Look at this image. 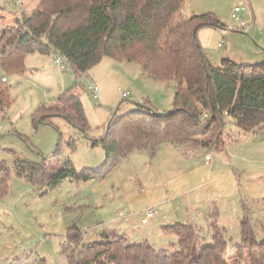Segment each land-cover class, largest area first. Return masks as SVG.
Returning a JSON list of instances; mask_svg holds the SVG:
<instances>
[{
	"label": "rangeland",
	"instance_id": "374dc122",
	"mask_svg": "<svg viewBox=\"0 0 264 264\" xmlns=\"http://www.w3.org/2000/svg\"><path fill=\"white\" fill-rule=\"evenodd\" d=\"M18 1L3 0L0 34L40 4L20 0V8L15 5ZM236 7L244 8L238 14L241 21L232 16ZM204 13L215 14L226 25L227 32L213 27L198 32L215 66L226 58L239 64L264 63V0H185L183 14ZM241 22L248 32L240 29ZM59 55L28 54L24 74H5L0 68V80L7 79L12 98L11 107L0 115V162L7 161L13 169L19 159L40 162L60 144L61 159L71 161L77 172L100 170L106 150L94 142L105 137L114 116L118 119L138 105L152 107L164 117L173 110L175 83L143 76L136 63L105 57L77 79L70 66L59 68L55 61ZM90 83L100 87L99 101L88 93ZM75 84L89 123L86 135L58 118L53 125L33 122L40 106L54 102ZM125 129L113 135L114 144L124 148L127 141L146 138L140 130ZM224 134L226 146L221 151L169 143L155 154L135 148L105 176L65 180L47 192L14 169L10 192L0 198V264H39L43 259L68 264L63 245L71 225L81 230L83 244L98 241L104 229H114L131 243L148 242L157 250L172 251L178 238L163 227L191 224L208 245L215 234L211 229L215 211L232 255L233 246L241 242L243 201L251 210L257 239L264 243V131L240 133L227 118ZM149 207L158 215L146 226L142 219ZM229 262L237 261L229 258Z\"/></svg>",
	"mask_w": 264,
	"mask_h": 264
},
{
	"label": "trees",
	"instance_id": "16d2710c",
	"mask_svg": "<svg viewBox=\"0 0 264 264\" xmlns=\"http://www.w3.org/2000/svg\"><path fill=\"white\" fill-rule=\"evenodd\" d=\"M184 2L40 0L32 13L23 12L16 26L0 34V68L5 74H24L28 54L54 52L66 59L77 79L108 57L138 64L142 75L156 82L175 83L173 110L166 117L142 105L118 119L113 117L105 137L94 142L102 143L106 150L100 170L77 172L71 161L61 159L58 144L40 162L17 160L14 169L19 176L47 192L65 180L103 177L135 148L155 154L159 146L169 143L221 151L226 146L227 118L233 119L240 133L258 135L264 131V63L239 64L226 58L221 66H215L198 32L205 27L225 29L226 25L213 13L183 14ZM6 83L2 77L1 116L12 104ZM77 88L75 84L54 102L40 106L33 122L53 125V119L58 118L86 135L89 123ZM125 128L140 130L146 138L127 141L124 148L114 144L113 135ZM14 169L7 161L0 162V198L10 192ZM243 209L241 242L233 246L232 255L225 229L217 225V211L211 217L215 234L208 245L191 224L163 227L165 233L178 238L172 251L157 250L148 242L131 243L114 229H104L98 241L83 244L81 230L71 225L63 251L68 264H231L229 258L236 264H264V243L257 239L251 210L244 201ZM39 264L48 263L43 259Z\"/></svg>",
	"mask_w": 264,
	"mask_h": 264
},
{
	"label": "built area",
	"instance_id": "2783aa9c",
	"mask_svg": "<svg viewBox=\"0 0 264 264\" xmlns=\"http://www.w3.org/2000/svg\"><path fill=\"white\" fill-rule=\"evenodd\" d=\"M15 5L17 7H22L23 4H22V1H18L15 3ZM3 6V0H0V7ZM242 11H244V8H239V7H236L233 11V18L238 20V21H241L240 17L238 16L239 13H241ZM245 24L244 22H241V28L244 32H248V29L245 28ZM225 31L224 32H227L226 29H224ZM55 61L57 63V65L59 66V68L61 70H64L66 65H67V61L66 59L62 56V55H59L58 57L55 58ZM6 80L3 79V82H5ZM87 91L92 95V97L99 101L100 100V93H101V90H100V87L96 84H89V86L87 87ZM125 97L128 96V94H124ZM209 158H207L208 160ZM157 215V212L155 210L154 207H149L145 210L144 212V218L142 219V223L143 224H147L150 219L154 218L155 216Z\"/></svg>",
	"mask_w": 264,
	"mask_h": 264
},
{
	"label": "crops",
	"instance_id": "0c3cea01",
	"mask_svg": "<svg viewBox=\"0 0 264 264\" xmlns=\"http://www.w3.org/2000/svg\"><path fill=\"white\" fill-rule=\"evenodd\" d=\"M204 14H205V13H204ZM240 29L242 30L241 27H240ZM242 31H243V30H242ZM192 149H194V148H192ZM157 215H158V214H157ZM157 215H156V216H157ZM149 223H150V222H148L147 224H143V223H142V224L147 226ZM116 231H117V230H116ZM117 232H118V231H117ZM118 233H119V232H118ZM119 234H120V233H119Z\"/></svg>",
	"mask_w": 264,
	"mask_h": 264
},
{
	"label": "bare ground",
	"instance_id": "6f19581e",
	"mask_svg": "<svg viewBox=\"0 0 264 264\" xmlns=\"http://www.w3.org/2000/svg\"><path fill=\"white\" fill-rule=\"evenodd\" d=\"M89 93V92H88Z\"/></svg>",
	"mask_w": 264,
	"mask_h": 264
}]
</instances>
